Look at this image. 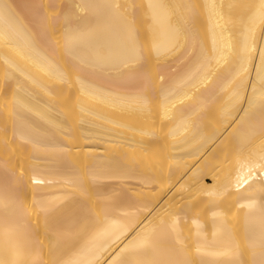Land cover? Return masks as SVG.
<instances>
[{"label":"bare ground","instance_id":"bare-ground-1","mask_svg":"<svg viewBox=\"0 0 264 264\" xmlns=\"http://www.w3.org/2000/svg\"><path fill=\"white\" fill-rule=\"evenodd\" d=\"M141 7L0 0V264H264V0H146L148 43ZM157 98L161 127L112 124Z\"/></svg>","mask_w":264,"mask_h":264},{"label":"rangeland","instance_id":"rangeland-1","mask_svg":"<svg viewBox=\"0 0 264 264\" xmlns=\"http://www.w3.org/2000/svg\"><path fill=\"white\" fill-rule=\"evenodd\" d=\"M139 2L142 4L141 9L137 12V18H136V24L137 27L140 30V35L145 41V43H148L147 40L150 38V30L153 25V20L151 15L147 12L145 6H146V0H139ZM196 24L199 26L200 30L205 33L206 32V24L202 17H198L196 19ZM148 49V57L146 60L147 67L150 69L151 73L156 76V70L158 67V60L159 56L155 53V50L152 48L151 44H147ZM4 67L3 65L0 66V78L2 79L0 81V94L2 95L0 100L2 102V117L10 118L11 115V108L13 106V102L15 101V97L13 95V90L9 87L8 83L4 81L5 75H4ZM73 86H75L74 93L77 95L79 92V85L77 83H73ZM160 99L157 98L152 105V116L147 117L146 115L142 116V113L140 111L136 112H126L121 115V117L126 120L130 125L128 124H121V123H114L113 125H116L117 127L124 129L126 133L131 134L135 133L141 136H145L147 134L144 130L138 129L140 127L150 126L155 129L161 127L163 125L165 116L163 114V106L159 104ZM61 108L66 110L68 113V116L66 117L65 123L69 124L71 127H78L81 123V114L80 110L76 107H72L70 103L64 101L60 103ZM219 106V105H218ZM218 108V107H217ZM38 123L41 124H48L51 125L52 131L55 133H60L61 130L59 128H56L51 120L40 118L38 120ZM132 125L137 126L133 128ZM169 144H165L162 142L160 145L155 146L152 150H144L140 147H130L131 152L129 153V157L135 160H142L151 158L154 156V153L157 150H165L169 147ZM10 147H13L12 149L17 153V160L19 164H27L29 158L31 156L30 148L26 145H24L21 141H14L13 145H10ZM109 148H117L116 146L109 147ZM73 152V156L75 158L82 157V152H78L77 149H75Z\"/></svg>","mask_w":264,"mask_h":264}]
</instances>
